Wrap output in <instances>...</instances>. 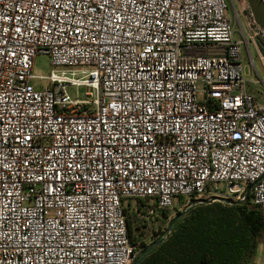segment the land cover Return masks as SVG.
<instances>
[{
	"label": "built area",
	"instance_id": "2783aa9c",
	"mask_svg": "<svg viewBox=\"0 0 264 264\" xmlns=\"http://www.w3.org/2000/svg\"><path fill=\"white\" fill-rule=\"evenodd\" d=\"M254 53L246 0H0V264H132L138 201L149 221L252 186L264 214Z\"/></svg>",
	"mask_w": 264,
	"mask_h": 264
},
{
	"label": "trees",
	"instance_id": "16d2710c",
	"mask_svg": "<svg viewBox=\"0 0 264 264\" xmlns=\"http://www.w3.org/2000/svg\"><path fill=\"white\" fill-rule=\"evenodd\" d=\"M193 201L195 199L190 203ZM249 205V200L239 206L218 202L198 205L168 231L174 220L171 219L164 241L140 264H254L263 244L264 214L261 209ZM137 207L140 210V201ZM129 209L125 210L127 234L132 245L141 247L137 259L153 243H140L144 234L135 222L137 214L132 209L133 216L127 214ZM162 216L166 217V212Z\"/></svg>",
	"mask_w": 264,
	"mask_h": 264
},
{
	"label": "rangeland",
	"instance_id": "374dc122",
	"mask_svg": "<svg viewBox=\"0 0 264 264\" xmlns=\"http://www.w3.org/2000/svg\"><path fill=\"white\" fill-rule=\"evenodd\" d=\"M241 6H244V0H234V6L239 9ZM231 9V15L233 20L235 21V25L238 28L236 18H235V12L232 4L230 5ZM254 62L256 65V68L258 69L260 75L262 78H264V71L262 69V66L259 62V59L257 58L256 53L253 55ZM243 66H244V74L246 79L249 81L251 79V71L253 69L250 58L246 50L244 49L243 53ZM51 71L50 67V61L47 56H37L34 59V67H33V74L36 76H48ZM255 78L258 80V78L255 76ZM248 91L254 94L259 93V89L255 88L254 86L248 84ZM79 94H84L86 92V89L81 88L79 90L76 89H69L70 95L74 96L76 93ZM188 205L185 204V201L183 199L180 200V202L177 204V207L174 210H171L169 212H166L167 216L163 217L161 215L160 218H153L150 219L149 221H145V219L142 216H136L135 217V222L137 223L138 227L142 230L143 232V237L140 238V243L145 244V245H150L151 243H154L157 239H162L165 235V229L167 227L168 222L171 219H174L175 216L177 215L178 212L183 211L185 207ZM249 207H254L251 204ZM128 208H131L133 211L138 208L137 203H130L128 205ZM129 209L127 214H132V210ZM133 216V214L131 215ZM141 251V247H137V254ZM254 264H264V239H263V244L260 246L258 249V255L256 257L255 263Z\"/></svg>",
	"mask_w": 264,
	"mask_h": 264
},
{
	"label": "water",
	"instance_id": "95a60500",
	"mask_svg": "<svg viewBox=\"0 0 264 264\" xmlns=\"http://www.w3.org/2000/svg\"><path fill=\"white\" fill-rule=\"evenodd\" d=\"M246 2L249 5L250 12H251V15L253 17L254 22L256 23V25H258L264 31V2H263V0H246ZM251 189H252V186H250L247 189L244 198L241 201H238V202H235V201H232V200H225V199L218 198V197H213L211 199H199V200L193 201L183 211H181L178 216H176L174 218V220L171 222V224L169 226L168 231H171L173 226L175 225V223L180 218H182L185 215H187L193 208H195L198 205H210V204H213V203H216V202L222 203V204H225V205H230V206H239V205L245 204L250 198ZM166 236H167V233L164 235V237L160 241L151 244L142 253L141 256H139L137 259L134 260V262L132 264H140V262L142 260H144L157 245L161 244L164 241Z\"/></svg>",
	"mask_w": 264,
	"mask_h": 264
}]
</instances>
